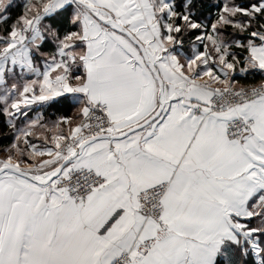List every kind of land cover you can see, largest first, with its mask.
<instances>
[{"label": "snow or ice", "instance_id": "snow-or-ice-1", "mask_svg": "<svg viewBox=\"0 0 264 264\" xmlns=\"http://www.w3.org/2000/svg\"><path fill=\"white\" fill-rule=\"evenodd\" d=\"M0 264H264V0H0Z\"/></svg>", "mask_w": 264, "mask_h": 264}, {"label": "trees", "instance_id": "trees-1", "mask_svg": "<svg viewBox=\"0 0 264 264\" xmlns=\"http://www.w3.org/2000/svg\"><path fill=\"white\" fill-rule=\"evenodd\" d=\"M17 2H19V0ZM2 131H4V129L2 127H0V132H2ZM0 142L6 143L7 141H0Z\"/></svg>", "mask_w": 264, "mask_h": 264}, {"label": "crops", "instance_id": "crops-1", "mask_svg": "<svg viewBox=\"0 0 264 264\" xmlns=\"http://www.w3.org/2000/svg\"><path fill=\"white\" fill-rule=\"evenodd\" d=\"M18 1V0H17Z\"/></svg>", "mask_w": 264, "mask_h": 264}]
</instances>
